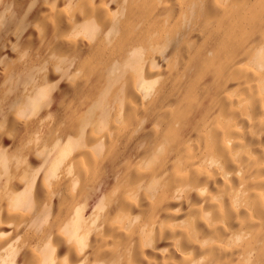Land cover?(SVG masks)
I'll return each mask as SVG.
<instances>
[{"label":"bare ground","instance_id":"6f19581e","mask_svg":"<svg viewBox=\"0 0 264 264\" xmlns=\"http://www.w3.org/2000/svg\"><path fill=\"white\" fill-rule=\"evenodd\" d=\"M0 264H264V0H0Z\"/></svg>","mask_w":264,"mask_h":264}]
</instances>
